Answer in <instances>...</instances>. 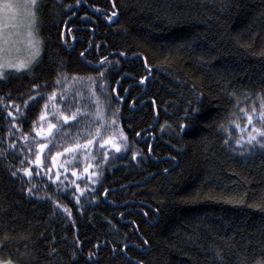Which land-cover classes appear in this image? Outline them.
Instances as JSON below:
<instances>
[{"label":"trees","instance_id":"1","mask_svg":"<svg viewBox=\"0 0 264 264\" xmlns=\"http://www.w3.org/2000/svg\"><path fill=\"white\" fill-rule=\"evenodd\" d=\"M36 20L38 61L0 79V260L264 264V149L233 127L264 99V0H41Z\"/></svg>","mask_w":264,"mask_h":264},{"label":"snow or ice","instance_id":"2","mask_svg":"<svg viewBox=\"0 0 264 264\" xmlns=\"http://www.w3.org/2000/svg\"><path fill=\"white\" fill-rule=\"evenodd\" d=\"M77 3H79V0H77ZM41 6V0H0V79H7L6 70H5V61H7V68L14 69L16 72H28L32 70L33 65L38 61L41 52L43 50V40L39 38L38 36V30H37V11L39 7ZM71 7V5H69ZM113 7H115V4L113 3ZM7 14V15H5ZM24 15L28 18L29 24H28V33H27V47L29 49V55L27 59H12V52L18 51L19 49L16 48V41L12 38L14 33L11 31V29H14L17 27V25L11 23L13 15ZM117 13L113 11L111 13V16L108 17L109 21L111 22L112 17L116 16ZM7 21V23H5ZM6 29H8L6 31ZM123 55V53H121ZM81 56H83V53H81ZM106 59V58H105ZM146 62V61H145ZM62 75V74H61ZM103 72L100 73V76L103 77ZM67 79V77H65ZM61 83L60 79H57L56 84L59 85ZM37 88L39 86H36ZM101 89L105 87V84L101 83L99 85ZM106 94V93H105ZM43 98V97H41ZM56 96L55 93L52 94L49 99L55 100ZM30 99H35V97H30ZM236 106L240 109V113L242 118L245 120V127L243 129L240 128L239 124H234L233 127L238 132H247V138L241 143L240 141H236V144L238 147L243 148L244 143L249 145L248 151L257 150V149H264V99L260 101L259 107L261 109L259 115L255 114V109H253V114L249 115L247 112L244 111V107L239 105L238 102H236ZM25 107H27V102L25 103ZM191 111L185 112L186 116L190 120H194L197 118L198 115L201 113V108L197 106H193L190 104ZM44 108L47 109L48 105L45 104ZM17 111L19 112V108H17ZM79 112V109H77L76 112H73L71 115L72 120H76L77 114ZM8 115H12V113H8ZM55 115V113H54ZM48 117L45 114H41L39 117V120L41 122L45 121ZM64 121V124H67L69 121V116L64 115L61 117ZM256 122H259L261 125L260 127L256 126ZM112 124L115 125L116 121L113 119ZM63 126H61L62 128ZM57 125L49 123L48 125V133L51 134L53 129H56ZM185 129V125L181 124L180 131L183 132ZM219 130L223 131L226 134V138L224 139L225 145L229 144V139L227 138L228 135H230L229 130L225 127V125L221 124L219 126ZM40 133L38 132L37 135ZM121 135L122 132L120 133ZM138 135V134H137ZM123 139L126 141L127 137L124 136ZM105 143H111V141H106ZM93 144V140L89 139L86 144L80 145L79 143L76 144L75 148H65L66 152H74L76 148H85L87 149L89 145ZM55 146V145H54ZM47 147L44 143L38 144V153H43L44 149ZM104 145H101V148H103ZM115 147V150L117 152H120L121 149L119 147ZM28 151H32V149H28ZM243 154V153H241ZM56 155H61V153H56ZM105 160L107 158V153L104 154ZM135 158V157H133ZM53 163L55 162V158L52 157ZM21 163L23 164L24 161L22 160ZM35 164L37 166L43 167L42 160L39 154L36 155L35 161H29V164ZM18 171L23 172V174L31 180L33 177V171L31 167L28 168H21ZM87 172V169H85ZM48 172H51V168L48 169ZM13 176L17 175L16 171H13L11 173ZM39 175V172L36 173ZM73 176L76 175L75 172L72 173ZM91 178V177H89ZM49 179H51V176H49ZM56 180H60V173H56ZM74 184V192L80 190L79 184H76L75 181L72 182ZM36 185L33 184L32 187H29L27 189L29 194H33V188H35ZM84 193L81 191L80 195H83ZM77 203H79V196H74ZM59 207V205H57ZM64 212H68L67 208L63 209ZM70 215V213H69ZM146 215V213H145ZM145 244H147V241H144ZM127 245H125V248ZM89 259H91V254L89 256ZM0 264H13V261L11 259L8 260H0Z\"/></svg>","mask_w":264,"mask_h":264},{"label":"rangeland","instance_id":"3","mask_svg":"<svg viewBox=\"0 0 264 264\" xmlns=\"http://www.w3.org/2000/svg\"><path fill=\"white\" fill-rule=\"evenodd\" d=\"M7 15V14H5ZM7 23V21L5 22ZM11 23L17 25L16 28L11 29V31L14 33L13 39L17 42L16 43V48L19 49L18 51H13L12 52V59H27L29 55V49L27 47V33H28V24L29 20L27 17L24 15H13ZM8 29H6L7 31ZM5 70H6V75H8L11 72H16L14 69L7 68V61H5Z\"/></svg>","mask_w":264,"mask_h":264}]
</instances>
